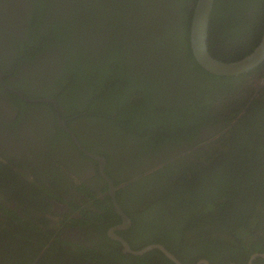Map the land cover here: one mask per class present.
<instances>
[{
	"label": "trees",
	"instance_id": "1",
	"mask_svg": "<svg viewBox=\"0 0 264 264\" xmlns=\"http://www.w3.org/2000/svg\"><path fill=\"white\" fill-rule=\"evenodd\" d=\"M74 1L42 0L41 4L31 0L37 22L28 28L32 35L27 46L37 48L32 42H42V53L57 47L65 61L62 74L55 77L57 90L48 91L44 98L55 97L73 116L85 114L83 119L104 121L108 143L128 145L132 140L140 145L142 155L169 152L178 157L149 169L132 184L134 191H118L132 230L139 232V243L157 239L155 243L183 264H196L199 259L211 264H246L252 254L264 253V88L261 95L251 97L250 86L237 83L246 74L215 76L196 62L190 34L198 0H104L112 7L105 4L108 27L101 26L98 32H106L109 41L100 51L98 47L101 58L93 61L84 57L92 49L91 38L85 36L89 28L70 20ZM257 4L264 6V0H215L208 36L213 57L234 62L226 59V48H235L246 36L253 39L262 34V20L253 22L248 13V7ZM77 9L80 17H87ZM62 11L65 17L60 16ZM219 26L234 33L241 28L236 37L224 32L222 48L216 49L213 31ZM256 46L252 40L250 46L237 48V58L247 57ZM233 81L244 91L231 90ZM239 96L243 100L237 105L234 100ZM112 178L116 186L125 182ZM1 184L7 185L5 180ZM124 194L142 208L128 209L121 203ZM91 196L98 210H85L82 215L92 214L94 223L106 217L108 227L116 225L120 218L110 201L105 205ZM1 237L9 242L7 235ZM50 239L42 241V249ZM10 243L14 264H23L27 249L21 250L25 247L20 248V242ZM53 247L57 245L50 247L49 259H55ZM83 251L72 264L111 263L104 251ZM157 254L161 256L155 251L138 257L135 264H172L154 261ZM45 258L42 264H56Z\"/></svg>",
	"mask_w": 264,
	"mask_h": 264
},
{
	"label": "flooded vegetation",
	"instance_id": "2",
	"mask_svg": "<svg viewBox=\"0 0 264 264\" xmlns=\"http://www.w3.org/2000/svg\"><path fill=\"white\" fill-rule=\"evenodd\" d=\"M39 1L42 4V0ZM92 2H95L94 8L89 12ZM73 3V19L70 20L75 21L77 26L80 24L89 28L85 36L91 38L92 49L88 48L84 57L91 58V61L96 60V57L101 58L96 51L98 47L100 51L106 46L109 35L98 31L101 26L108 27L105 6L112 5L104 0H75ZM257 5L249 6L248 13L253 17V22L254 19L258 23L262 20V34L253 39L246 36L237 41L235 48H226V59L240 61L237 58L240 55L237 48H246L254 40L257 46L251 50L253 53L260 44L264 35V6ZM77 8H81L87 17H80ZM33 12L31 0H0V264H14L10 242L15 241L20 242V248L25 247L21 250L27 249L25 264H42V258L45 257L47 261L56 264L60 263L58 260L72 264L77 253L81 254L83 250L91 253L95 248L106 253L111 262L109 264H135V260L141 256L127 252L125 246L112 237V229L121 226L124 221L114 205L110 185L101 174L100 161L91 158L87 153L106 160L103 171L114 186L116 185L112 176L118 181H125L116 191L115 199L131 225L125 230L114 231L113 234L124 240L132 251H139L150 245L166 247L155 243L159 241L157 239L152 243H139V232L137 229L132 230V220L120 205L118 191H134L132 184L146 176L149 169L155 165H158L156 168L161 167L178 157L176 153L169 152L159 156L142 155L140 145L132 140L128 145L122 142L108 143L106 136L110 135L103 129L104 121L97 123L92 119H83L85 114L73 116V112H66L55 97L44 98L49 94L48 91L57 90L55 77L62 74L65 61L61 59L64 56L57 47L42 53V49H39L42 48V42H32L37 43V48L27 46L31 43L32 35L28 33V28L37 22ZM97 14L101 16L98 17ZM60 16H66L64 11ZM40 22L42 30V19ZM219 28L220 26L213 31H216L213 44L216 49L222 48L220 43L224 41V32L229 33L230 37H236L241 27H237L235 33L222 31L223 27ZM263 74L264 62L246 73V77L237 83L240 86H250L248 90L251 97L259 96L264 88V77L261 78ZM237 83L232 82L231 90L244 91ZM241 98L239 96L234 100L237 105L243 100ZM48 99L55 100L58 107L52 102H43ZM61 121L66 122V126L74 132L86 152L75 144L71 134L63 129ZM202 131L205 137L208 136L206 128ZM53 141L58 144L54 145ZM148 157L154 159L150 160ZM4 180L7 185L1 184ZM104 186H107L106 191H103ZM91 195H96L97 200L105 205L110 201L120 218L116 225L108 227L106 217L102 223H94L92 214L89 217L82 215L85 210H98L93 204L96 200L93 201ZM124 197L125 200L121 198V203L128 209L130 206L135 207L134 209L142 208L132 204L135 203L132 197L126 194ZM2 234L9 237V242L1 237ZM48 238L51 239L47 242V247L42 249V241ZM53 243L57 245L52 251L55 259H49L48 251ZM155 251L163 258L157 254L154 261L159 259L176 264L160 250H152L146 255ZM260 254L264 253L257 252L249 256L246 264H264V258H252ZM204 260L209 262L207 259H199L196 264Z\"/></svg>",
	"mask_w": 264,
	"mask_h": 264
},
{
	"label": "water",
	"instance_id": "3",
	"mask_svg": "<svg viewBox=\"0 0 264 264\" xmlns=\"http://www.w3.org/2000/svg\"><path fill=\"white\" fill-rule=\"evenodd\" d=\"M215 0H198L197 4L195 6L193 19H192V25H191V34H190V45L192 54L196 60V62L202 67L205 71L208 73L220 76V77H235L240 76L246 73H249L250 71L254 70L256 67L261 65L264 62V35L263 38L258 45V47L255 49V51L250 54L249 56L245 57L244 59L236 62H223L211 55L208 48V36H209V27H210V21H211V15L213 12ZM43 102H52L56 108L58 107V104L55 100H43ZM63 129L71 134L73 141L75 144L83 151L86 152V150L81 146V144L78 142L74 132L66 126V122L61 121ZM88 156H90L93 159L99 160L101 163V174L103 178L109 183L110 185V193L113 197V202L116 207V210L118 214L123 219L124 223L121 226L115 227L112 229V237L115 240L120 241L126 248L127 252L133 253L136 256H142L152 250H160L168 258H170L174 263L176 264H182L173 254L169 253L164 247L160 245H150L146 248L139 250V251H132L127 243L122 240L121 238L117 237L113 234L114 231H122L130 227L131 222L128 219V217L122 212L121 208L118 206L116 199H115V193L120 188L119 186H114L112 181L106 176V174L103 171L104 165H105V159L94 156L90 153H87ZM256 257H262L263 255H255L252 258ZM198 264H210L208 261H200Z\"/></svg>",
	"mask_w": 264,
	"mask_h": 264
}]
</instances>
